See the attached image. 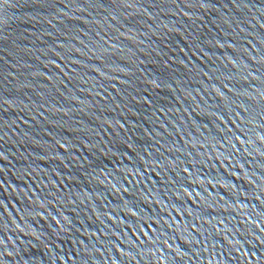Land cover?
Wrapping results in <instances>:
<instances>
[{
    "label": "water",
    "instance_id": "1",
    "mask_svg": "<svg viewBox=\"0 0 264 264\" xmlns=\"http://www.w3.org/2000/svg\"><path fill=\"white\" fill-rule=\"evenodd\" d=\"M0 264H264V0H0Z\"/></svg>",
    "mask_w": 264,
    "mask_h": 264
}]
</instances>
